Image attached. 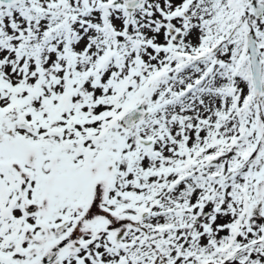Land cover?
<instances>
[{
	"label": "snow or ice",
	"instance_id": "6c2138e0",
	"mask_svg": "<svg viewBox=\"0 0 264 264\" xmlns=\"http://www.w3.org/2000/svg\"><path fill=\"white\" fill-rule=\"evenodd\" d=\"M0 264H264V0H0Z\"/></svg>",
	"mask_w": 264,
	"mask_h": 264
}]
</instances>
